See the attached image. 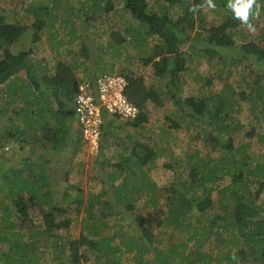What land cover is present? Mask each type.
I'll list each match as a JSON object with an SVG mask.
<instances>
[{
	"label": "rangeland",
	"instance_id": "rangeland-1",
	"mask_svg": "<svg viewBox=\"0 0 264 264\" xmlns=\"http://www.w3.org/2000/svg\"><path fill=\"white\" fill-rule=\"evenodd\" d=\"M5 2L8 4L9 8H7ZM17 2L20 1L18 0ZM189 2V0H186L183 4L170 7H160L155 6L152 1L147 0L151 12L155 10H157V13L166 11L168 16L174 20L181 17L184 7L189 5ZM214 2L217 7L222 8L226 7L228 0H214ZM10 3V0H0V12L9 16L6 21L4 19L8 24L25 26L30 23L31 25L36 22L37 19L39 22H42V24H45L43 32L41 33V42L47 40L46 47L51 46L50 51L54 56L49 59V63L41 65L37 60V54L41 51L34 48L36 45L34 44L35 42H31V50L28 51H31L29 53V58L34 53V56L32 57L33 60L30 59L34 68L32 72L33 74H36V76L40 78L45 71L46 73L47 71H53L50 73L51 77L55 73V65L59 63L57 60H62L75 67L74 71L79 81L83 79V76L86 77L90 70L94 74V77L102 74H118L130 79L141 78L148 88H154L157 94H161L159 100L162 101V106L159 107L153 102L147 103L146 113L148 116V122L145 125H142L145 128L142 127L144 130L142 128L134 129L128 125H122L127 122L123 120H120L122 124L117 121L115 123L117 126L112 125L108 127V143L112 147L107 148L105 155H103L105 159L110 158L111 160L107 161L105 164L103 163L105 168L104 176H109V178H106L103 176L101 168L102 162L104 161L102 159L101 149L97 154H91L87 147L85 148V145L81 143L80 130L76 124L75 118L72 120L74 123L72 140H79L78 143L82 144L80 151L75 155H73L71 150H68V153L66 152L65 154L57 156L58 159L55 158L56 160L53 161V153L47 149V147L46 149H42L37 143L22 142L20 138H24L25 140L28 139L26 137H20L17 132L23 129L24 125H26L31 138L32 136H35L37 139H41L40 132L36 131L39 130L36 124L41 120L43 121L47 119L49 122H52L50 117L57 109V106L54 104L52 97L49 96L50 94L45 92L46 96L40 100L43 109L39 112L48 115L47 118L45 116L42 118L41 116L43 114L41 115L38 113L36 108H33L30 111L28 110L26 114H29V116L27 115V118H25L23 117L22 111H20L23 100L22 94L24 95V92L26 91L25 88H23V84L26 82L25 73L22 71L15 78L10 80L11 83L8 87L6 85L1 86L0 264H18L15 262L11 263L12 259H21L23 260L21 264H26V261L29 260H25V258L22 257V254L25 252L28 258L33 259L36 264H63L61 260H64V258L69 256V247L66 245L67 242L93 241L95 242V245L97 244L100 239L99 236L91 237V234L87 233L85 227H83L81 223V218L84 215V205L77 206L76 203L68 204L66 201L64 202L65 194L77 196L83 204L88 200L90 195H105V198L102 199L110 200L111 197H114L119 192L117 191V193H113L114 191L111 190V186L118 187L126 181L124 184L126 186V191L121 192V198L118 197L120 201H124L126 197L138 199L139 201L136 203V210L140 213L139 217L153 220V224L157 225L159 221H162V219L166 217L167 210L166 213H163V210L159 208H143V202L151 195L152 190L150 188L152 185L157 187L154 195H162L160 204L163 202L167 203L166 198L171 194L170 188L173 185L178 187V191L183 194L186 190L179 189V185L184 184L185 188H188V184H192V177L188 171V163L194 165V169L198 166L199 169L197 170L204 172V175L213 176L209 174V170H211V168H209L211 159L213 163H216V157L220 158L218 162H221V168H223L225 162H230V159L224 158L223 153L219 148L210 143V139L208 141L209 134H213L214 136H217V134H215L216 132L212 126H210V128L206 127V118L199 120V116H192L191 118L183 116L184 114L181 116L180 109L173 103L174 99L168 98L173 94L171 92V94L168 95L169 92L166 89L168 80L158 77L144 64L143 58L147 59L151 56L153 48L157 45H161V41L157 37L148 33L147 25L142 24L131 17L130 13L125 8V0H112L111 3L106 0H24V3H22L25 6V9H21L20 4H14L16 6L14 8L15 11H11L12 8H10ZM201 3L202 6L200 5V12L205 19V27L207 30H212L214 27L220 25L222 22L221 18L218 14L212 12L213 8H209L206 2L204 3L201 0ZM42 8H45L44 11ZM107 8L110 10L105 12L104 9ZM39 10L43 11L41 13H44V15L41 14ZM214 10L217 9L214 8ZM225 10L227 11L229 9L226 7ZM228 12L231 11L229 10ZM263 12L264 10H260L258 16V22L262 23L263 21V24L259 27H254V30L250 31V36H255L260 32V28L264 26ZM27 15H29V17ZM56 17L58 20H56ZM195 18L197 20L196 16ZM254 19L255 18H252L251 20ZM180 26H184L183 23ZM194 29L195 30H193L191 34L192 37L197 33L204 35L200 27L198 28L197 24L194 25ZM241 30L243 34L247 36L245 37L246 42L249 40L250 36H248L249 34L246 33V30H243L242 28ZM31 36L32 31L29 32L27 38L29 39ZM240 37L239 39L235 37L238 45L242 42V37ZM24 43L28 44L29 40H26ZM43 44L44 43L38 44L40 50ZM25 46L28 47L29 45ZM83 48H87L85 54L82 52ZM17 49L20 50L19 52L22 51L20 47H17ZM1 50L2 49H0V58L2 55ZM26 50L27 49L24 51ZM58 53L59 55H57ZM187 53H189V57L185 58L186 62L183 67H186V70L184 69L179 75L180 81L178 85L180 90H177L176 92V95L181 99H184L188 95L196 98H201L202 96L215 98V95L230 98V93L232 91L244 92L245 94H249V97L252 96V99H256L258 95H256L255 92V90L258 89L257 86L264 88V79L260 78V75H257L256 78V74H260L257 67L264 68V63H262V65L252 59L245 61L242 68H240L231 65L229 62L226 64L219 62V55H214L211 60L206 61L203 57L201 58L200 56H197L200 52H191L189 49ZM68 56L70 57L68 58ZM256 79L261 82V85L253 84ZM41 83L43 82L39 81V85L43 86ZM253 85L255 86V89L251 92L250 88H252ZM12 89L14 92L18 93L17 96L13 97ZM31 90L33 92V89ZM164 91H166L165 95ZM248 96L244 101L239 99V112H237V114L231 112L230 116H235L237 122L243 126V130L237 134L238 138L236 140L237 142H240V144L247 145L244 149L246 150L247 155H249L248 162L254 166L255 163L261 164L262 162V164H264V121L259 120V124L255 125V119L251 115L252 108ZM236 103H239V101L237 100ZM234 106L233 108H235ZM223 112H225L224 107ZM26 114L24 113L25 116ZM178 116H181V118L186 120L187 123L183 127V130L176 133L178 141L173 144V140L169 135L165 134V136H163V131L166 129L162 130V128L164 127L163 125H165V121L167 123L172 122L166 120L167 117L175 121L179 119ZM260 117L264 118V112L260 113ZM216 118L218 120H216L214 125L218 127L222 118L223 120L225 119L224 114L219 113ZM196 125V131L190 133L187 132L190 126L194 127ZM250 130L251 133L249 134H252V136H250L251 138H244V133L246 134V132H250ZM10 132L16 135V138L10 137ZM222 133L223 132H220V134ZM145 137L147 140H145ZM151 138L155 142H152ZM162 139L170 141L169 148L166 149L167 145H157V142ZM41 142L42 141L40 140V143ZM136 142L137 144L144 143L148 148L151 146L153 152L158 150L157 153L155 152L156 157L152 162L146 164V168L145 165L144 167L141 165L130 167L134 162V159L129 160V156L127 155ZM161 145L162 147H160ZM187 148L195 153L196 149H198L199 155L187 154L186 156V153H189ZM169 153L171 154V160ZM246 153L243 154L245 155ZM189 156L193 157V159ZM24 158H33L34 161L36 160L35 162L37 165H35L33 173L32 171L28 172L25 170L27 167L22 164L24 161H21ZM185 158L188 163L184 161ZM48 161H50L49 166L46 164ZM33 163L34 162L31 164ZM58 163H61L59 168L57 167ZM113 164H120L121 167L118 165L117 168H113L111 167ZM127 164L128 166L130 165L129 167L131 168L128 172H126L128 170L126 167ZM236 165H238V163ZM241 167L242 166L240 165V168ZM146 170L147 175H150V178H148L151 182L142 177V173ZM119 171L121 172L120 176H115V173ZM49 176L52 179V186H49ZM111 176L116 180L115 184L107 183V181L110 182L112 178ZM217 176H219L218 172L216 177ZM142 182L144 183V189L146 188V185L148 188L145 189V192L142 191V193H139L136 197V193L130 188L139 186ZM227 182L219 181L218 185L223 188L228 184ZM255 183L256 181L254 179L252 183V191L257 188V183ZM25 185H33L37 189L38 194L33 198L34 202H28L27 193L23 189L19 190V188H22L23 186L25 187ZM263 191L255 201L256 204L261 205V208L264 211ZM40 193L43 195L46 194L44 196L46 198H50L53 195V200L56 197L55 201L58 205L57 209H66V213L62 215L57 214L55 216V222L58 223L67 220V226L59 230H54L50 237L40 234L45 230L42 221V211L36 204L38 203L37 197ZM145 193L148 195L145 196ZM14 195L16 196L14 197ZM13 197L14 199L21 197L26 201L25 214H20V216L16 215L17 209L14 205ZM217 197H219L217 192H212L206 198H208L209 203H211L217 199ZM167 205L169 204L167 203ZM2 206L6 207L5 210H8L6 211L7 213L2 211ZM99 209L100 207L96 206L95 212ZM103 211L109 213L112 210ZM154 211H157L156 214ZM213 214H220V212L217 210L211 212V214L203 213L201 215L197 210L191 211V217L186 219L189 220L191 227L183 229L182 231H177L172 226L167 228L162 226L158 227L154 233V236L157 239L155 244L162 247V249H166L168 246H177L180 252H184L185 255L190 257L192 251L195 249L194 242L188 241V238L193 234L192 227H198V223L200 222V228H206V230H201V232L203 233L204 231H207L209 219L212 218L211 216ZM117 218L118 217H113L105 220L106 227H103L98 231L105 233L108 227L116 224L112 229V232L116 231L119 226H122L124 232L126 231L129 235L132 234V227L128 225L131 224V221L135 220L134 216L127 213L122 220ZM261 218H264V213ZM8 222H11V224ZM251 225L252 223H250V226ZM215 230L223 233V239L228 238L227 233L222 228H216ZM34 233H37V235L34 240H32L30 239V235ZM129 235L124 238H127ZM212 237L214 238L215 236L212 235ZM213 238L209 242L204 243L203 250L212 251L215 254L216 252L221 251L220 247L226 244V242L223 239L222 241L215 242ZM231 242L229 245H231ZM240 242H242V240H240ZM16 243L23 245V250L25 251L23 252V250H21V253L10 251V249H14V244ZM114 244L117 243L114 242ZM146 244L148 243L146 242ZM242 244L247 245L245 243ZM86 249V246L81 248V253L87 255V261L84 262V259L82 264H97L98 262L99 264H112L104 257L99 258V254H95L90 250L86 251ZM62 250L64 252L61 253L60 251ZM229 250L235 252L234 247L227 245V248L223 250V253L225 251V253H227ZM142 252L144 253H141V258L138 260L149 261V264H178L176 259L171 260L170 262H166L164 259H158L155 261L152 255V248H147L144 251L142 250ZM116 256L117 259H115V261L118 262L117 264H134L136 260L134 259V257H136V250L128 251L125 247L119 246V252Z\"/></svg>",
	"mask_w": 264,
	"mask_h": 264
},
{
	"label": "trees",
	"instance_id": "trees-1",
	"mask_svg": "<svg viewBox=\"0 0 264 264\" xmlns=\"http://www.w3.org/2000/svg\"><path fill=\"white\" fill-rule=\"evenodd\" d=\"M19 1L20 4L24 3V0ZM106 1L111 3L112 0ZM150 1H152L155 6L170 7L183 4L186 0ZM189 1V5L183 9L181 17L176 20L169 17L166 11L157 13V10H155L151 12L149 10L147 0H125V8L128 10L133 19H136L140 23L148 26L149 34L157 37L161 41V45H157L153 48L151 56L147 59L143 58L144 64L148 66V68L151 69V71L158 77L168 80L166 84V89L169 92L168 95H170L171 92L173 93L168 98L174 99L173 103L180 109L181 116L183 114V116L188 118H191L192 116H199V120L206 118V127L210 128V126H212L216 132L215 134H217V136L209 134L208 141L210 139V143L219 148L222 151L224 158L230 159V162H225L223 164V168H221V162H218L220 158L216 157V163H213L211 159L209 164V168H211V170H209V174L213 176H208L204 175V172L197 170L199 169L198 166L194 169V165L189 164L185 158L184 161L188 163V171L192 177V184H188V188H185L184 184L179 185V189L186 190L183 194L178 191V187L173 185L170 188L171 194L167 196L168 198H166L169 205L164 202L160 204L162 195H154L157 187L152 185L150 188L152 190L151 195L143 202V208H159L163 210V213H166L167 210L166 217L163 218L162 221H159L157 225L153 224V220H147L139 217L140 213L136 210V203L139 201L138 199L126 197L124 201H120L118 197L121 198V192L126 191V186L124 185L126 181L118 187L116 186L117 188L115 186H111V190L114 191L113 193H117V191L119 192L114 197H111L110 200L102 199L105 198V195H90L88 200L83 204L77 196L65 194L63 200L64 202L66 201L68 204L76 203L77 206L84 205V215L81 218V223L83 227H85L87 233L91 234V237L99 236L100 239L96 245L93 241L67 242L66 245L69 247V256L64 258V260H61L63 264H82L84 259V262H86L87 255L81 253V248L83 246H86V251H93L95 254H99V258L104 257L112 264L118 263L115 259H117L116 254L119 252V246L125 247L128 251L136 250V257H134L136 260L134 264H136V262L137 264H149V261L138 260L141 258V253H144L142 250L144 251L147 248L153 249L152 255L155 261L158 259H164L166 262H170L171 260L176 259L178 264H264V218H261L264 211L262 210L261 205L256 204L255 201L264 190V164H262L261 161H258L261 162V164L255 163L253 166L248 162L249 155H247L246 150L244 149L247 145L240 144V142H237L236 140L238 138L237 134L243 130V126L237 122V118L235 116H230L231 112H235L236 114L239 112V99L244 101L249 94L232 91L230 93V98H224L219 95H215V98L203 96L201 98H196L188 95L184 99H181L176 95L177 90H180L178 85L180 81L179 75L184 71V69L186 70V67H183L186 62L185 58L189 57L188 54L190 52L187 53L189 49L191 52H200L197 56H200L201 58L203 57L206 61L211 60L214 55H219V62H222L223 64L229 62L231 65L238 66L240 68H242L245 61L252 59L258 63H264V26L260 28V32L255 36H250L251 30L242 25L239 20L234 19L232 12H228L229 10L226 11V7L219 8L216 6L215 9L217 10L213 9L212 12L218 14L222 22L212 30H207L205 27V19L200 12L202 6L201 0ZM202 2L205 3L206 0H202ZM258 3L261 5L260 10L263 11L264 0H258ZM194 5L201 6L195 12L190 11ZM42 9L44 11L45 8ZM109 10V8L104 9L105 12ZM39 11L40 13L43 12L41 10ZM41 14L44 15V13ZM195 16L197 17V20ZM56 20H58L57 17ZM258 20L259 18L251 20L253 28L259 27L263 24V21L260 23ZM182 23L184 26H180ZM195 24L198 25V28L200 27L204 35L197 33L192 37L191 34L193 30H195ZM44 26L45 24L39 22L38 19L31 25L30 23L25 26L8 24L4 22V17L0 14V49H2V55L0 58V87L3 85L8 87L11 83L10 80L15 78L22 71L25 73L26 82L23 84V88H25L26 91L24 92V95L22 94L23 100L20 110L25 118H27V115L29 116L26 112L28 110H32L33 108H36V111L40 113L39 111L43 109L40 100L46 96L45 92L50 94L49 96L52 97L57 109L50 117L52 122H49L47 119L43 121L41 120L38 124H36L39 129L36 131L40 132L41 139H37L35 136H32L31 138L26 125H24L23 129L19 130L17 133L20 137H26L28 139L25 140L24 138H20L22 142L37 143L39 147H42V149H46L47 147V149L53 153V157L55 156V158L61 154H65L66 152L68 153L67 150H71L73 155H75L78 151H80V147H82L84 142L82 141L81 135L80 138L82 144L78 143L79 140H72V130L74 124L72 120L75 118L74 98L78 92V86L85 81L92 80H89L90 78L88 77V79L79 81L74 71L75 67L66 62H59L55 65V73L53 76L50 77L46 74H42L39 78L36 74L32 73L34 69L30 60L31 58H29V53L31 51L13 53L9 49L10 46L19 42L28 30L32 31V38L35 41H40ZM241 28L246 30V33L250 36V38L248 37L249 40L246 42L245 37L247 36L243 34ZM235 37L238 39L239 37L241 38L242 42L239 45L237 44ZM34 40L32 41L35 42ZM3 46L4 48H2ZM86 50L87 48H83L82 52L85 54ZM257 68L260 71V74L257 73L256 78L257 75H260V78L264 79V68ZM90 75L91 77H94L93 73H90ZM95 78L96 77H94L93 80ZM126 80L128 86L125 95L132 104L139 108V114L135 119L127 121L125 124H122L118 118H114V121H119L122 125H128L134 129H140L143 127L142 125H145L148 122V116L146 113L147 103L153 102L159 107L162 106V101L159 100L161 94H157L154 88H148L141 78H126ZM39 81L43 82L41 83L43 86L39 85ZM253 84L261 85V82L256 79ZM254 85L250 88L251 92L255 89ZM257 88L258 89L255 90L256 95L258 94L256 98L257 100L252 99V96H248V98H250V105L252 108L251 115L255 119V125L259 124V120L264 121V118L260 117V113L264 112V88H260L258 86ZM31 89H33V92ZM165 93L166 91H164V95ZM12 95L15 97L18 93L14 92L12 89ZM237 100L239 103H236ZM233 106L235 108H233ZM223 107L225 108V112H223ZM219 113L224 114L225 119L223 120L222 118L220 125L216 127L214 124L216 120H218L216 116ZM44 116L47 118L48 115L43 114L41 117L44 118ZM181 116H178L179 119L175 121L167 117L166 120L172 122L167 123L165 121V125H163L164 129L162 128V130L166 129L163 131V136H165V134L169 135L173 140V144L178 141L176 133L183 130V127L187 123V121L183 120ZM76 124L78 126L77 121ZM113 125L117 126L115 123ZM195 127H197V125L194 127L190 126L188 131H186L189 133L196 131ZM220 132L223 133L220 134ZM249 133H251V130L250 132H246V134L244 133L243 137L251 138L250 136H252V134ZM69 134L70 136H68ZM9 136L16 138V135L11 132ZM67 136L72 140V147L68 144ZM40 140L42 141L41 143ZM145 140H147L146 137ZM152 142L155 141L152 139ZM169 143L170 141L162 139L157 142V145H167V149L170 147ZM102 146L101 141L100 149H102ZM160 147H162V145ZM187 149L189 153H186V156L187 154L199 155L198 149H196V153L191 151L189 148ZM155 152L157 153L158 150ZM155 152L151 150V146L148 148V146L144 143L137 144L136 142L127 155L129 156V160L134 159V162L131 166H129L134 167L136 165H141L144 167L145 165L146 168V164L148 162H152L156 157ZM243 153L246 154L244 155ZM169 155L171 160V154L169 153ZM190 158L193 159V157ZM55 160L56 159H54V161ZM21 161H24L22 164L27 167L23 168H25L26 171H32L33 173L35 165H37L35 162L36 160L34 161L33 158H24ZM32 162L34 163L31 164ZM49 162L50 161L46 162L47 166L50 164ZM237 163L238 165H236ZM60 164L61 163L57 164L58 168ZM118 165L120 166V164ZM240 165L242 166L241 168ZM129 166L128 164L126 165V167H128L126 172L131 170ZM236 167H239L240 169ZM217 172L219 176L216 177ZM143 173L142 177L147 179L145 174L143 176ZM48 179L50 181L49 186H52L51 177L49 176ZM254 179L257 183H255L257 188L252 191L251 189ZM219 181H228V184L221 188L220 185H218ZM145 187V189L148 188L147 185ZM21 189L27 193V200L30 203L38 194L37 189L33 185H25V187L23 186L22 188H19V190ZM130 189L134 190L136 197L139 193H142V191H146L144 189L143 182L139 186H134ZM212 192H217L219 197L209 203V199L206 197ZM7 195L9 196L8 193ZM16 195H14V197ZM45 195L46 194L43 195L40 193L37 197L38 203L36 204L42 211V221L45 226V232L43 231L40 234L50 237L54 230L65 228L68 221L63 220L62 222H55V216L57 214L62 215L66 213V209H57L58 205L55 201L56 197L53 200V195L50 198L44 197ZM147 195L148 194L145 193V196ZM13 202L17 209L16 215L20 216V214H25L26 201L19 197L14 199ZM96 206L100 207V209L95 212ZM5 209L6 207L2 206V211L7 213L6 211L8 210ZM103 210L112 211L106 213V211ZM196 210L199 211L201 215L203 213L211 214V212H215L217 210L220 214H213L211 216L212 218L209 219L208 230L203 233L201 230H206V228H200V222L198 223V227H192L193 234L190 238H188V241L194 242L195 249L192 253L190 252V257L185 255L184 252H180L177 246H168L166 249H162V247L155 244L157 239L154 236V233L158 227L162 226L167 228L172 226L177 231L188 229L191 225L189 220L186 219L191 217V211ZM127 213H130L135 218V220L131 221V224L128 225L132 227V234L129 235L126 231L124 232L122 226H119L116 231L112 232V229L116 226V224L108 227L105 233L98 231L99 229L106 227L105 220L113 217H118L117 219L122 220ZM6 217L8 218L7 215ZM8 223L11 224V222ZM250 223H252L251 226ZM216 228H222L227 233L228 238L223 239V233L215 230ZM36 235L37 233L31 234L30 239L34 240ZM127 235L129 236L124 238ZM212 235L215 237L213 238ZM212 238L215 242L222 241V239L226 242V244L220 247L221 251L216 252L215 254L212 251L203 250L204 243L209 242ZM240 240H242V242H240ZM114 242L117 244H114ZM146 242L148 244H146ZM230 242L231 245H229ZM242 243L247 245H243ZM227 245L234 247L235 252L229 250V252L225 253V251L223 253V250L227 248ZM21 250H23V245L17 243L14 244V249H10V251H15L17 253ZM24 251L25 250H23V252ZM60 252L62 253L64 251L62 250ZM22 255L25 260H29L26 261V264H36L33 259L28 258L26 252ZM12 262L21 264L23 260L12 259L11 263ZM97 264H99V262Z\"/></svg>",
	"mask_w": 264,
	"mask_h": 264
},
{
	"label": "built area",
	"instance_id": "built-area-1",
	"mask_svg": "<svg viewBox=\"0 0 264 264\" xmlns=\"http://www.w3.org/2000/svg\"><path fill=\"white\" fill-rule=\"evenodd\" d=\"M127 86L126 78L118 74H102L78 86L74 114L82 141L91 154L100 150L106 116L130 121L139 114V108L125 95Z\"/></svg>",
	"mask_w": 264,
	"mask_h": 264
},
{
	"label": "crops",
	"instance_id": "crops-1",
	"mask_svg": "<svg viewBox=\"0 0 264 264\" xmlns=\"http://www.w3.org/2000/svg\"><path fill=\"white\" fill-rule=\"evenodd\" d=\"M11 1V3H10V8H12V10L11 11H15L14 10V8L16 7L14 4H16V5H19L20 3L19 2H17V1H15V0H10ZM6 3V2H5ZM6 5H7V8H9V6H8V4L6 3ZM5 5V6H6ZM23 4H20V6H21V9H23L25 6H22ZM3 8H4V6H3ZM1 11V10H0ZM1 13V15L4 17V19H5V21H6V19H8L9 18V16L8 15H4L3 14V12H0ZM28 17H29V15H27ZM4 21V22H5ZM5 23H7V22H5ZM29 32H30V30H28V32L25 34V36H23L22 37V39H20L19 40V42H17L16 44H14L13 46H10L9 47V49H10V51L11 52H13V53H19V51L20 50H18L17 49V47H20L21 48V52H23L25 49H27L26 51H28V50H31L30 48H31V42H33L32 40H34L33 38H32V36L31 37H29V39L27 38L28 37V34H29ZM25 37V38H24ZM42 37V36H41ZM26 40H29V43L27 44V43H24ZM35 41V40H34ZM47 40H44V42H41V40L40 41H35V43L34 44H36L35 45V49L36 50H38V51H41V52H39L38 54H37V57H38V62L41 64V65H46V63H49V59H51L54 55L52 54V52L50 51L51 49V46H49V47H46V42ZM39 43H44L43 45H42V47H41V50H40V48L38 47V44ZM25 45H29L28 47H26ZM2 48H4V46L2 47ZM22 48H24V49H22ZM33 53V52H32ZM62 54V53H61ZM57 55H59V53L57 54ZM34 56V53L32 54V56L30 57L32 60H33V57ZM70 56H68V58H69ZM68 58H65V59H68ZM57 61H59V62H63L62 60H57ZM35 62V61H34ZM54 62V61H53ZM34 69V68H33ZM51 72H53V71H51ZM51 72H48L47 71V73H46V71L43 73V74H46V75H49L50 76V73ZM90 73L92 74V72L90 71V72H88L87 74V76L85 77V76H83V79H81V80H84V79H88V77L90 78L89 80H93V76L91 77V75H90ZM117 121L115 120L114 121V117H110V116H106L105 117V128H104V132L102 133L103 135H102V149H101V153H102V159L104 160L103 162H102V171H103V176H104V174H105V171H104V166H103V163L105 164L107 161H111L110 160V158H106L105 159V157L103 156V155H105V151L107 150V148H111L112 146L108 143V141H109V129H108V127L110 126V125H113L114 123H116ZM69 125V124H68ZM105 134H106V136H105ZM68 136H70V134L68 135ZM67 136V137H68ZM67 141H68V144L69 145H71L72 144V140H71V138H69L68 137V139H67ZM113 142V141H112ZM111 142V143H112ZM68 151V150H67ZM54 159H55V156L53 157ZM54 159H53V161H54ZM56 159H58L57 157H56ZM49 166V165H48ZM111 167H113V168H117L118 167V165H111ZM49 169V168H48ZM127 169H128V167H127ZM118 170H120V169H118ZM114 174V173H113ZM116 175L115 176H117V177H119L120 176V174H121V172L119 171V172H116L115 173ZM144 174L146 175L145 177L150 181V175L148 176L147 175V170L146 171H144ZM104 177H106V178H109V176H104ZM112 178H111V180H110V182L109 181H107V183H109V184H115V181L116 180H114L113 179V176H111ZM117 177H115V178H117ZM149 177V178H148ZM151 182V181H150Z\"/></svg>",
	"mask_w": 264,
	"mask_h": 264
},
{
	"label": "clouds",
	"instance_id": "clouds-1",
	"mask_svg": "<svg viewBox=\"0 0 264 264\" xmlns=\"http://www.w3.org/2000/svg\"><path fill=\"white\" fill-rule=\"evenodd\" d=\"M206 4L209 8L216 7L213 0H206ZM199 7L194 5L190 11L195 12ZM226 7L233 13L234 19L239 20L249 30H254L251 19L259 16L261 5L258 0H228Z\"/></svg>",
	"mask_w": 264,
	"mask_h": 264
}]
</instances>
